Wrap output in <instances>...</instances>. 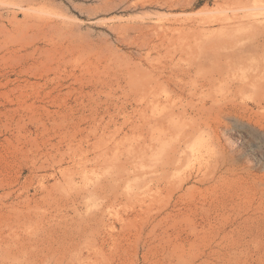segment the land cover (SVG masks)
<instances>
[{
	"label": "rangeland",
	"instance_id": "obj_1",
	"mask_svg": "<svg viewBox=\"0 0 264 264\" xmlns=\"http://www.w3.org/2000/svg\"><path fill=\"white\" fill-rule=\"evenodd\" d=\"M0 264H264V0H0Z\"/></svg>",
	"mask_w": 264,
	"mask_h": 264
}]
</instances>
